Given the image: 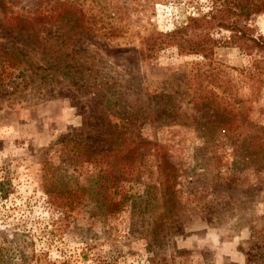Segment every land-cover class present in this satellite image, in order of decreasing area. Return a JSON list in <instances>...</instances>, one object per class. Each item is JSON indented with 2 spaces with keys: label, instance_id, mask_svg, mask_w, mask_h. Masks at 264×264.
<instances>
[{
  "label": "rangeland",
  "instance_id": "rangeland-1",
  "mask_svg": "<svg viewBox=\"0 0 264 264\" xmlns=\"http://www.w3.org/2000/svg\"><path fill=\"white\" fill-rule=\"evenodd\" d=\"M245 1L204 57L164 35L214 0H0V264H264V0Z\"/></svg>",
  "mask_w": 264,
  "mask_h": 264
},
{
  "label": "trees",
  "instance_id": "trees-1",
  "mask_svg": "<svg viewBox=\"0 0 264 264\" xmlns=\"http://www.w3.org/2000/svg\"><path fill=\"white\" fill-rule=\"evenodd\" d=\"M216 2L217 0H214L213 10L209 16H190L185 26H181L176 30L165 34L164 38H167L169 43H172L173 45L178 47L181 52L198 53L204 57H209L212 55L214 45L216 43L215 39H213V37L211 36L210 30L214 27V23L222 19L223 12L227 11L232 15L242 13L246 16L251 11H258L260 9L258 5L250 4L246 1L244 2V0H227V3H229L227 6L216 4ZM230 2H232V4H230ZM236 17L237 16L233 17L232 28L235 31H241L240 29L242 28L237 27L239 24ZM54 18V13L51 12L50 15L44 16L43 18L41 17L40 21L49 23ZM10 19H13L16 23L20 21L18 25H22L21 21L31 25V21L34 20L29 18H22L17 15L10 17ZM24 23L18 28H24ZM188 32L192 33V37L188 38L185 36L186 34H190Z\"/></svg>",
  "mask_w": 264,
  "mask_h": 264
}]
</instances>
